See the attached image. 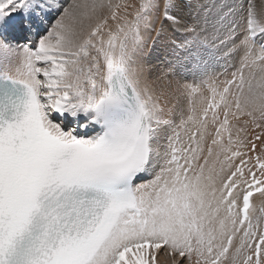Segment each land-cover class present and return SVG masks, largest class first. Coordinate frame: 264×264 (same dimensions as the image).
<instances>
[{"label":"snow or ice","instance_id":"obj_1","mask_svg":"<svg viewBox=\"0 0 264 264\" xmlns=\"http://www.w3.org/2000/svg\"><path fill=\"white\" fill-rule=\"evenodd\" d=\"M264 0H0V264H264Z\"/></svg>","mask_w":264,"mask_h":264},{"label":"rangeland","instance_id":"obj_2","mask_svg":"<svg viewBox=\"0 0 264 264\" xmlns=\"http://www.w3.org/2000/svg\"><path fill=\"white\" fill-rule=\"evenodd\" d=\"M258 2H259V0H258ZM255 197H257V201L255 202V207L257 209V213L256 214L258 215V211L260 209V206L259 205L262 204V203H264V200H262L259 196H255Z\"/></svg>","mask_w":264,"mask_h":264},{"label":"bare ground","instance_id":"obj_3","mask_svg":"<svg viewBox=\"0 0 264 264\" xmlns=\"http://www.w3.org/2000/svg\"><path fill=\"white\" fill-rule=\"evenodd\" d=\"M130 2H135V0H130ZM255 202L257 201V197H254ZM255 206V205H254Z\"/></svg>","mask_w":264,"mask_h":264}]
</instances>
